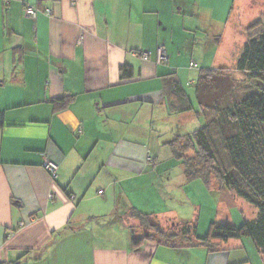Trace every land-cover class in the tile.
Returning a JSON list of instances; mask_svg holds the SVG:
<instances>
[{"label": "crops", "instance_id": "obj_1", "mask_svg": "<svg viewBox=\"0 0 264 264\" xmlns=\"http://www.w3.org/2000/svg\"><path fill=\"white\" fill-rule=\"evenodd\" d=\"M252 2L0 0V264H264L248 238L214 240L211 250L148 239L135 249L132 228L141 230L129 216L133 207L164 226L194 221L198 236L212 221H241L222 206L227 190L186 180L169 143L204 125L198 78L230 72L240 52L230 50V27ZM26 4L37 8L34 20L23 16ZM180 101L192 109L172 113ZM46 157L59 166L54 178ZM138 179L152 188L161 179L186 201L148 211L132 199ZM206 191L216 193L215 212L202 214ZM189 205L197 216L187 217Z\"/></svg>", "mask_w": 264, "mask_h": 264}, {"label": "trees", "instance_id": "obj_2", "mask_svg": "<svg viewBox=\"0 0 264 264\" xmlns=\"http://www.w3.org/2000/svg\"><path fill=\"white\" fill-rule=\"evenodd\" d=\"M247 39L235 62V70L252 78H260L264 86V25L256 21L246 29ZM223 67L201 71L197 81V101L202 107L204 125L186 136H177L170 143L172 155L179 159L186 180L199 179L206 187L232 190L252 204L256 216L244 219L241 225L212 221L204 236L196 234L194 221L162 225L152 213L130 208L129 216L139 222L141 235L132 228L131 243L135 249L143 240L154 239L168 245L203 244L210 250L212 241L248 238L264 261V87L257 92L231 100L233 76ZM122 79L131 75V67L120 66ZM178 97L183 94L176 89ZM180 91V92H179ZM70 98L62 97L63 103ZM182 102V103H181ZM188 102L170 106L172 113L190 111ZM3 112L0 111V127Z\"/></svg>", "mask_w": 264, "mask_h": 264}, {"label": "rangeland", "instance_id": "obj_3", "mask_svg": "<svg viewBox=\"0 0 264 264\" xmlns=\"http://www.w3.org/2000/svg\"><path fill=\"white\" fill-rule=\"evenodd\" d=\"M255 1L256 3L252 2L250 5L247 3L243 9L244 13H242L243 11H241V13L239 14L240 18L243 20H240V22L235 24V28L230 27V37H229L230 50L234 51V53L236 51H241L242 49V46L244 43V41L242 40L244 39V36L241 34H244L243 29L246 25L248 26L249 24L255 21H258V20L261 21L262 25H264V0H255ZM246 14H251V16H247ZM240 24L243 25V26L241 25V28H239ZM237 30H241V33ZM203 32H206V31L203 30ZM237 53H238L237 54V57H238L240 52H237ZM237 57L235 58L237 59ZM233 61H236V60L234 59ZM233 63L234 62H232V58H230V63H229L230 72L229 73L231 76H233L232 78L234 80L231 95L229 94L228 99H224V101L222 102V106L226 105L227 103H230L231 100H235L243 96L249 95L251 93L257 92L264 87L263 81H261L260 78H256V77L252 78V77H249L248 75H244L245 73H241L237 70H234L232 68ZM234 66H235V63H234ZM219 72L223 74L226 73L224 70H219ZM161 183H162L161 179H156L155 187L152 188L148 186L147 184L139 181L138 179L136 182L137 186H131L130 188V192H135L137 190L135 192L136 197L132 196V199H135L136 203L141 204L142 208L147 209L148 211L162 208L164 207L165 203H170L172 199L186 201L184 200V197L176 198L175 191L171 189L166 190V188H164ZM215 194L216 193H212L211 191L210 192L206 191V193H204L203 196L199 198L198 207H201L202 214L205 213L204 212L205 208H209V209L211 208V213L215 212V206H216V195ZM228 194H230V196ZM224 195L225 196H224V199L222 200L223 201L222 206L229 207L230 212H232L233 219L238 218L237 217L238 215H239V218L241 219V221L236 224L230 220V222L234 224L235 226L241 225L244 219L251 220L252 217L256 214L255 207L252 204L245 201L244 199L238 197L234 193V191L227 190V193H225ZM149 208L151 210H149ZM189 208L191 209H189V211L186 212L187 217H191L194 213H195L194 215L197 216V212L199 213V208H197L198 210L196 212L192 210L193 208L191 207V205H189ZM135 209L143 213L145 212V210H140L137 208ZM241 210L243 212H241ZM192 211H194L193 214H192ZM251 212H253V214H251ZM146 213H149V212H146ZM236 213H238V215H236ZM241 214L244 215L245 218H243ZM207 227L208 226H206V228Z\"/></svg>", "mask_w": 264, "mask_h": 264}, {"label": "built area", "instance_id": "obj_4", "mask_svg": "<svg viewBox=\"0 0 264 264\" xmlns=\"http://www.w3.org/2000/svg\"><path fill=\"white\" fill-rule=\"evenodd\" d=\"M23 16L28 19L34 20L36 18L37 14V8L34 5L31 4H26L23 6ZM49 10H46V13H48ZM140 56L143 59H147L149 56L148 51H141ZM168 56L165 51V49L162 46H158L155 50V63L156 64H163L167 61ZM190 66H193V63H190ZM148 160L150 158L148 157ZM42 168L49 174L51 178H54L56 176V172L58 171V164L55 163L54 161L48 159L47 157L44 158V161L42 163ZM22 225V224H20Z\"/></svg>", "mask_w": 264, "mask_h": 264}]
</instances>
